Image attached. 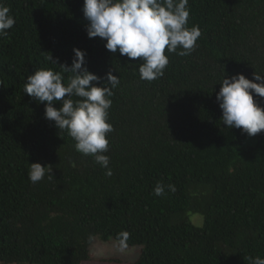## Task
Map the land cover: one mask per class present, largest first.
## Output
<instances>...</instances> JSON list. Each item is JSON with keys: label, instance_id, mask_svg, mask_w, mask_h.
I'll return each instance as SVG.
<instances>
[{"label": "trees", "instance_id": "16d2710c", "mask_svg": "<svg viewBox=\"0 0 264 264\" xmlns=\"http://www.w3.org/2000/svg\"><path fill=\"white\" fill-rule=\"evenodd\" d=\"M0 3L16 21L0 38V263L84 264L96 237L119 245L121 232L127 247H141L130 264L264 258V131L228 129L216 99L225 73L264 75V0H189L197 47L186 56L166 51L164 75L151 82L140 78L139 58L88 37L84 0ZM74 48L86 52L90 72L120 79L106 137L111 176L24 93L41 68L67 83L72 74L61 65L71 66ZM254 100L264 108V98ZM37 162L51 165L53 178L33 184L29 164ZM158 182L176 191L156 196Z\"/></svg>", "mask_w": 264, "mask_h": 264}, {"label": "clouds", "instance_id": "9594fccd", "mask_svg": "<svg viewBox=\"0 0 264 264\" xmlns=\"http://www.w3.org/2000/svg\"><path fill=\"white\" fill-rule=\"evenodd\" d=\"M82 10L88 21V37L105 40V48L112 54L118 51L130 61L139 58L140 78L149 82L164 75L169 64L166 51L190 55L202 34L198 26L187 27L189 0H84ZM15 23L9 7L0 3V38L8 36ZM73 52L71 66L61 65L63 72L72 74L67 83L61 72L41 68L26 77L24 93L44 103L45 118L59 130L67 131L75 141L76 151L93 157L106 169L105 175L111 176L110 157L105 155L109 151L106 137L113 131L108 116L113 89L119 86L120 79L112 72L105 77L93 74L85 66L86 52L75 48ZM45 59L56 64L51 55ZM253 77L250 80L239 73L228 77L225 73L216 93L222 124L228 129H241L250 137L264 131V108L254 100V94L264 98V75L254 72ZM57 103L58 108L54 106ZM51 173V165L29 164L28 178L33 184L46 175L53 178ZM165 188L176 191L175 185L158 182L154 195L164 196ZM128 238L127 232L118 234L121 251L127 248ZM248 259L250 264H264V258L259 256Z\"/></svg>", "mask_w": 264, "mask_h": 264}, {"label": "rangeland", "instance_id": "374dc122", "mask_svg": "<svg viewBox=\"0 0 264 264\" xmlns=\"http://www.w3.org/2000/svg\"><path fill=\"white\" fill-rule=\"evenodd\" d=\"M192 220L198 225L201 224L202 221V219L200 217L198 218V216L192 217ZM140 250L141 247L135 245L127 247L121 251L115 240L110 239L104 241L100 237H96L91 245L92 260L85 262L84 264H130L139 257ZM108 257L119 258L122 262L110 263L103 261V259Z\"/></svg>", "mask_w": 264, "mask_h": 264}]
</instances>
